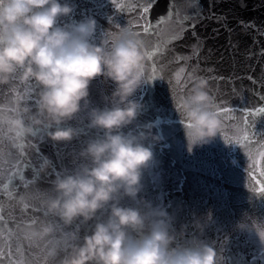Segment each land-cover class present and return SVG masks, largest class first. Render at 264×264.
<instances>
[{"label":"clouds","instance_id":"clouds-1","mask_svg":"<svg viewBox=\"0 0 264 264\" xmlns=\"http://www.w3.org/2000/svg\"><path fill=\"white\" fill-rule=\"evenodd\" d=\"M73 12L61 0H0V87L8 86L0 139L15 145L43 135L62 145L94 133L70 167L57 169L41 154L35 171L47 187L34 181L16 200L22 212L35 207L41 215L20 220L16 233L42 254L41 264H219L208 243L178 241L166 210L122 204L136 201L154 160L146 141L158 140L147 125L130 128L142 108L132 98L147 82L144 42L126 25L96 43L94 18L61 23ZM98 78L111 85L103 107L89 99ZM18 82L32 85L30 97L12 90ZM178 113L189 151L220 134L207 79H193Z\"/></svg>","mask_w":264,"mask_h":264},{"label":"water","instance_id":"water-1","mask_svg":"<svg viewBox=\"0 0 264 264\" xmlns=\"http://www.w3.org/2000/svg\"><path fill=\"white\" fill-rule=\"evenodd\" d=\"M61 2L74 8L61 23L96 20V43L105 30L126 25L144 42L147 82L132 98L142 108L130 128L147 125L158 140L146 141L154 160L144 170L136 201L125 198L122 204L147 203L166 210L178 241L208 243L216 249L219 264H264V195L257 191L264 181L259 155L264 151V113L258 112L264 107V0H196L195 5L188 0ZM185 15L196 18L179 23ZM190 74L207 79L217 112L229 110L218 115L220 134L191 151L178 113L193 83ZM31 88L19 82L12 86L25 98L31 96ZM110 91L111 85L102 79L93 81L91 105L103 107L102 96ZM7 96L8 86L0 87V98ZM93 134L86 132L79 141L62 145L43 135L15 145L0 139V264H41L42 254L25 245L15 231L20 220L36 219L41 213L35 207L22 212L16 200L34 181L47 187V179H37L35 171L41 154L57 169L70 167L74 151ZM254 161L261 163L253 168Z\"/></svg>","mask_w":264,"mask_h":264},{"label":"snow or ice","instance_id":"snow-or-ice-1","mask_svg":"<svg viewBox=\"0 0 264 264\" xmlns=\"http://www.w3.org/2000/svg\"><path fill=\"white\" fill-rule=\"evenodd\" d=\"M149 2H151V0H149ZM188 3L195 5L196 0H188ZM144 11L147 13V12L149 11V9H148V8H145ZM198 15H199V8L196 9V16H198ZM172 17H173V11L171 10V7H170V10H169V12H168V18L171 19ZM195 18H196L195 16L185 15V16L183 17V21H178V22H179V23H183V22L189 21V20H191V19H195ZM193 27H194V25H193ZM150 29H151V25L149 24V25H147V26L144 28V32H145V33H148V32L150 31ZM178 38H179L178 36H173V37H172V39H178ZM262 54H264V53H262ZM152 55H153L152 53H149V54H148V58L151 59ZM180 71H181V73H183L184 69H181ZM194 71H195V70H194ZM179 75H180V74H178L177 79H179ZM194 78H196V77L192 76L191 74L189 75V79H190V80H192V79H194ZM211 79H215V77H212ZM228 111H229L228 109H224L223 112H217V115H221V116H223V115H224L225 113H227ZM258 112H259V113H264V107L259 108V109H258ZM259 155H260V157H261V160H264V151H261V152L259 153ZM260 163H261V161H254V163H253V168H255L256 165H257V164H260ZM261 174L264 175V172H262ZM257 191H258L261 195H264V181L260 182V185H259ZM261 237H264V233H261Z\"/></svg>","mask_w":264,"mask_h":264}]
</instances>
